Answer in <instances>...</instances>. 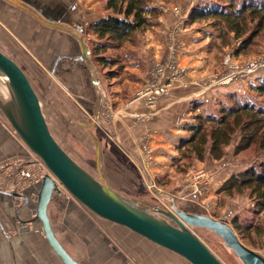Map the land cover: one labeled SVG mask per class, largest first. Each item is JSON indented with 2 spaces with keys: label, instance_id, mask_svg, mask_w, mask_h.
I'll use <instances>...</instances> for the list:
<instances>
[{
  "label": "rangeland",
  "instance_id": "1",
  "mask_svg": "<svg viewBox=\"0 0 264 264\" xmlns=\"http://www.w3.org/2000/svg\"><path fill=\"white\" fill-rule=\"evenodd\" d=\"M145 1L155 12L147 14L151 25L136 32L135 44L130 47L132 51L125 45L123 50L108 49L104 53L107 58L120 56L124 51L126 55L131 53L130 56L122 57L118 65H104L96 60L92 53L93 41L102 39L88 30L94 21L86 22L87 30L82 40L90 50L86 59L92 73L80 67L78 62L71 63L76 70H80L81 84L74 83V79L70 80H73V86L82 90L78 93L81 97L72 95L67 98L62 87L49 79L51 74L48 68L41 62L39 64L33 56L30 55L24 61L7 45L0 44V47L16 60L28 76L38 94L52 135L96 178L151 211L155 207L173 210L175 206L222 219L232 227V219L237 218L246 227L242 232L244 243L264 254V214L256 209L249 190L233 194L219 190L232 173L264 160V150H258L252 144L235 153L238 134L224 146L220 158H213L206 151L204 157L198 159L187 146L178 149L180 138L190 133L187 125L195 122L196 115L200 112H207L202 102L210 103L204 105L216 114L219 113L220 100L228 105L234 102L228 96L230 94L237 101H243L245 97L264 105V94L254 87L264 80V62L252 65V70H249L251 72L247 70L249 60L264 58V26L250 32L256 27L259 18L248 16V31L237 37L234 32L225 29L226 22L218 15L191 21L189 13L193 8L215 4L223 7L224 0ZM234 1V5L243 2ZM104 5L105 3L102 9L107 14L109 10ZM224 6L230 9L235 7ZM253 33L255 34L252 35ZM244 38L248 40L245 43ZM149 48H153V53L149 54L146 64L138 57L135 49L148 54ZM31 65L36 70H31ZM169 66L176 77L171 78L170 84L165 83V91L155 92L151 100L147 92L152 89V85L165 81V73L170 72ZM134 67L140 70L133 69ZM254 69L256 70L253 71ZM138 71L144 78L138 77ZM173 89L192 90L191 94L187 93L186 107H182V104L180 107L174 105L164 117L163 113L160 116H150L157 113V103L161 104L162 101L163 104V98L169 96ZM95 97L99 99L100 120H95L92 113L96 106ZM9 98L6 79L0 75V101L4 102ZM136 102L152 108L146 114L139 113L130 119L123 111L127 110L129 104ZM0 117L9 126L1 108ZM159 117L163 118L160 126L157 124ZM157 129L163 131V136H154ZM116 130L121 136H130L131 140L121 141L115 138L112 133ZM89 132L98 142L99 168L96 166V142ZM18 139L20 140L19 137ZM145 139H148L150 155L147 154L146 147H143ZM22 144L25 146L23 142ZM13 160V155L0 159V185L5 189H0V219L8 227L6 235L0 232V244H16L24 239L32 250V258L36 257L39 264H63L47 243L41 222L35 217L38 189L26 194L29 197L27 203L19 197L39 182L31 186L22 185L20 190ZM8 168L11 175L7 174ZM11 186H18L21 194L13 193L15 191L10 190ZM59 190V193L52 195L48 214L56 236L80 264H121L120 253L125 256L117 245L112 248L113 240L126 248L131 247L129 252L132 255L128 257L134 262L138 259L139 264H189L188 260L176 252L124 225L91 212L62 185ZM16 212L23 220L12 224L14 222L11 220L15 218ZM167 219L173 222L172 219ZM192 230L225 264H243L218 234L202 226H193Z\"/></svg>",
  "mask_w": 264,
  "mask_h": 264
},
{
  "label": "water",
  "instance_id": "2",
  "mask_svg": "<svg viewBox=\"0 0 264 264\" xmlns=\"http://www.w3.org/2000/svg\"><path fill=\"white\" fill-rule=\"evenodd\" d=\"M86 55L90 50L85 47ZM90 72H92L89 66ZM0 75L5 77L10 98L0 101L8 123L25 146L48 168L38 184L35 217L43 234L63 264H80L56 236L48 214L52 195L62 185L77 201L96 215L124 225L137 234L184 257L191 264H225L192 230L205 227L218 234L243 264H264V254L246 245L231 225L206 214L155 207L152 211L137 204L79 164L52 135L43 114L38 94L22 67L0 49ZM96 142V166L98 142ZM20 196V195H19ZM24 198V196H22ZM161 214V215H158ZM167 218L173 220L170 222Z\"/></svg>",
  "mask_w": 264,
  "mask_h": 264
},
{
  "label": "crops",
  "instance_id": "3",
  "mask_svg": "<svg viewBox=\"0 0 264 264\" xmlns=\"http://www.w3.org/2000/svg\"><path fill=\"white\" fill-rule=\"evenodd\" d=\"M104 3L105 0H0V44L7 45L21 60L27 61L28 57L31 55L39 64L41 62L43 66H46L51 74L49 79H51L53 83H57L59 87H62V91L67 98L72 97V95L74 97H81L82 95L78 93H81L82 90L77 88L78 86H73V80H70L74 79V83L81 84L82 81L80 80L81 78H79L80 70H76L71 63L78 62L75 58L79 55L81 50H84L82 38L84 37L83 35L86 34V22L98 20L104 16V14L106 15L102 9ZM0 49L4 52L2 47H0ZM152 50L153 48H149L148 54L139 49H135V52L138 57L147 64L149 54L151 55L153 53ZM133 69L140 70L136 67ZM31 70H36L34 65H31ZM137 75L138 77L144 78L140 71L137 72ZM191 92V89L171 90L169 96L163 98V104L162 101L160 102L161 104L157 103V113L151 114L150 116H160V114L163 113L162 117H164L165 114L170 112L169 108L174 105L180 107L182 104V107H186L188 102L187 93L191 94ZM73 101H75L74 98ZM94 101L96 106L92 113L96 120L99 118V99L95 97ZM81 103L87 106L84 102ZM150 108L152 107L148 108L142 102H136L129 104L127 110L123 112L129 115L131 119L132 116L139 113L145 112L146 114V111ZM159 118L160 121L157 124L160 126L162 125L161 121L163 118ZM10 127V124L8 126L7 122L0 117V159L4 158L6 155L18 156L28 153V149L22 144L14 134V130ZM158 129V132L154 135L157 138L163 136L161 134L163 131ZM112 135L115 138L117 137V139H121V141L131 140L130 136H121L118 130L113 132ZM35 188L38 189V185L29 188L25 194L19 197L21 198L24 196L22 199L27 203L29 197L26 194ZM16 211H18V209H16ZM14 219L12 218L11 220V222H14L12 224H16L18 220H23L19 217L17 212ZM3 225L4 223L0 219V232L6 235V229L8 227ZM103 237L104 236H102V238ZM98 238L101 239V237ZM33 241L32 237L31 242L34 246L35 244ZM114 242L115 240L112 242V248H114L113 245H117L118 249L121 250L125 256L123 257L120 253V258L122 259L121 264H132V262L134 264H139L138 259H135L134 262L132 260L130 261L128 257L132 255V253L129 252L131 247L126 248ZM117 253L119 254V252ZM37 260L36 257L32 258V250L26 240L24 242V239H20L16 244H0V264H39ZM188 263L191 264L190 262Z\"/></svg>",
  "mask_w": 264,
  "mask_h": 264
},
{
  "label": "trees",
  "instance_id": "4",
  "mask_svg": "<svg viewBox=\"0 0 264 264\" xmlns=\"http://www.w3.org/2000/svg\"><path fill=\"white\" fill-rule=\"evenodd\" d=\"M224 1L223 7L213 1L215 5L210 7L193 8L189 13L191 21L199 17L218 15L226 22L225 29L234 32L237 37L248 31V16L259 18L256 27L254 30H249L250 32H255L264 26V0H242L243 2L237 5H234V0ZM224 5L235 7L230 9ZM104 8L109 12L88 27L89 32L95 33L99 39H102L93 41L92 53L96 56V60L104 65H118L121 58L125 57V51L120 56L107 58L104 57L106 50L120 48L123 50L124 46L128 45L129 50L132 51L130 47L135 44L136 32L151 25V19L147 14L155 11L147 6L145 0H106ZM247 41V38L243 39V43ZM130 54L127 55L130 56ZM254 87L264 94V80L255 84ZM228 96L234 102L228 105L224 100H220L218 114L210 107L206 108L204 104L208 102L201 101L207 112H200L196 115V121L187 125L190 133L180 138L179 150L187 146V149L193 151L198 159H202L206 151L211 157L220 158L223 155L224 146L235 134L239 135L234 146L235 153L252 144L256 145L258 150H264V105L256 104L255 101L245 97L243 101H237L233 95ZM245 189L249 190V196L254 200L256 209L264 214V160L232 173L219 188L227 194L242 192ZM232 224L242 240L244 237L242 232L246 227L237 218L232 219Z\"/></svg>",
  "mask_w": 264,
  "mask_h": 264
},
{
  "label": "built area",
  "instance_id": "5",
  "mask_svg": "<svg viewBox=\"0 0 264 264\" xmlns=\"http://www.w3.org/2000/svg\"><path fill=\"white\" fill-rule=\"evenodd\" d=\"M228 59H229V57H228ZM260 61H263L264 62V58H256V59L249 60L248 63L250 65L247 66L248 67L247 70L248 71L249 70H252V68H253L252 65H255V63H259ZM171 66L173 68L175 67L174 65H171ZM169 68H170V66H169ZM255 70L256 69H254L253 71H255ZM241 72L244 73L243 71H241ZM249 72H251V71H249ZM165 75L167 76V78L165 79V81H163L161 84L152 85L151 86L152 89H150L147 92L148 93V96H150V99L151 100H152L153 96L155 95L154 94L155 92H157V93L163 92L164 87H166V84L167 85L170 84L171 78L172 77H176L174 75V73L171 71V68H170V72L169 73H165ZM147 144H148V139H145V142L143 143V147H146V150H148L146 152H147L148 155H150V150H149ZM27 152L28 153L27 154H24V155L14 156V160L12 161V162H14V165H15L14 168H16L15 174H16V178L18 180L17 182L20 185V190H21V186L22 185H25V184H27L28 186L35 185L36 183L40 182V180L42 179V177L45 174L49 173L48 168L45 166V164L43 163V161L36 154H34L33 152H31L29 149H28ZM0 168H2V167H0ZM9 169L10 168H8L6 170L9 171ZM10 171L7 172V174H10ZM57 186L59 187L60 184L57 183ZM17 187L18 186H11L10 190L11 191H15V192H13L15 194H21L20 193L21 191ZM13 188H15V189H13ZM0 189L1 190H5V189H2L1 188V185H0Z\"/></svg>",
  "mask_w": 264,
  "mask_h": 264
},
{
  "label": "flooded vegetation",
  "instance_id": "6",
  "mask_svg": "<svg viewBox=\"0 0 264 264\" xmlns=\"http://www.w3.org/2000/svg\"><path fill=\"white\" fill-rule=\"evenodd\" d=\"M87 56L88 55L85 54L84 50L83 51L81 50L79 55H77L75 59L80 63V65L83 69H87L89 72L90 71L89 65L87 64L88 61L86 59Z\"/></svg>",
  "mask_w": 264,
  "mask_h": 264
}]
</instances>
